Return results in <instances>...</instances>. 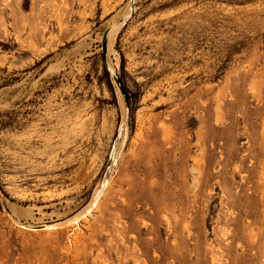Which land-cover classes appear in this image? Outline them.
Segmentation results:
<instances>
[{
    "label": "rangeland",
    "instance_id": "obj_1",
    "mask_svg": "<svg viewBox=\"0 0 264 264\" xmlns=\"http://www.w3.org/2000/svg\"><path fill=\"white\" fill-rule=\"evenodd\" d=\"M0 264H264V0H0Z\"/></svg>",
    "mask_w": 264,
    "mask_h": 264
},
{
    "label": "bare ground",
    "instance_id": "obj_2",
    "mask_svg": "<svg viewBox=\"0 0 264 264\" xmlns=\"http://www.w3.org/2000/svg\"><path fill=\"white\" fill-rule=\"evenodd\" d=\"M134 1V0H133ZM130 2H132V1H130ZM128 4V3H127ZM130 3L128 4V7H126V9H127V11H124L123 13H124V15H121L120 17H121V19L120 20H118L117 22H113L112 21V23L110 24L111 25V27H110V29H109V31L107 32V36H108V40H110V41H112L111 39H109V38H111L110 36H111V34L113 33V31H114V29L116 28V29H118L121 25H122V22H123V20H124V18L126 17V15H128L131 11L130 10H132L133 8H130ZM120 25V26H119ZM46 29V28H45ZM120 29V28H119ZM118 29V30H119ZM114 35V33L112 34V36ZM114 37V36H113ZM109 42V41H108ZM109 43H111V42H109ZM108 45V44H107ZM109 45H111V44H109ZM108 45V46H109ZM112 46V45H111ZM111 46H109L108 48L110 49V47ZM108 48H107V51H108ZM111 50V49H110ZM111 52H113V50L111 51ZM110 52V53H111ZM110 58V57H109ZM111 59V58H110ZM113 64V63H112ZM109 65V64H108ZM111 70H113L112 68H110ZM120 148V147H119ZM117 153H118V149H116L115 151H114V149L111 151V159H112V165H114V163H115V161H116V155H117ZM100 194H101V192H100V190L98 191V193H97V195H98V197L100 196ZM102 196V195H101ZM93 204H94V202L89 206V207H87V209H85L82 213H81V216H76V217H74L73 218V221L76 223V224H78V221L81 219V217L82 216H84V217H86L87 215H90L91 213V211L93 210ZM20 207V206H19ZM22 207V206H21ZM24 209V208H23ZM27 209V208H26ZM28 210V209H27ZM27 212H29V211H27ZM90 213V214H89ZM25 217V216H24ZM83 217V218H84ZM81 221V220H80ZM75 223L73 224L72 223V226H74L75 225ZM80 223V222H79ZM22 224V227H26V226H28L29 227V225H25L24 223H21ZM76 226V225H75ZM42 227V226H41ZM41 227H38L37 229H34V230H40V229H44V230H47V229H51V228H41ZM53 227H55V226H53ZM53 227H52V229H53ZM29 228H31V227H29Z\"/></svg>",
    "mask_w": 264,
    "mask_h": 264
}]
</instances>
